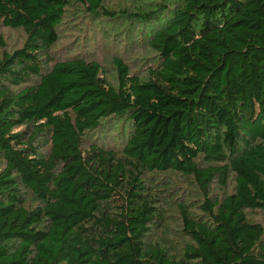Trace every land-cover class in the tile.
Instances as JSON below:
<instances>
[{"label": "trees", "instance_id": "obj_1", "mask_svg": "<svg viewBox=\"0 0 264 264\" xmlns=\"http://www.w3.org/2000/svg\"><path fill=\"white\" fill-rule=\"evenodd\" d=\"M105 1L0 0L1 24L26 37L0 56V264H264V227L246 215L264 212V0ZM73 7L137 23L157 61L141 77L114 58L116 86L97 62H55ZM116 122L132 128L124 144L93 141ZM167 174L200 198L177 203L180 255L148 239Z\"/></svg>", "mask_w": 264, "mask_h": 264}, {"label": "rangeland", "instance_id": "obj_2", "mask_svg": "<svg viewBox=\"0 0 264 264\" xmlns=\"http://www.w3.org/2000/svg\"><path fill=\"white\" fill-rule=\"evenodd\" d=\"M181 0H106L105 7L109 11L134 13L140 10L156 9L157 3L175 5ZM84 10L75 7L70 8L67 17L61 27V38L58 45L52 51L55 62L65 61L73 58H82L86 61L97 62L104 71L108 82L116 86V71L113 66L114 58L122 59L131 70L138 76L144 77L147 69L157 61V56L139 40L138 32L134 33L137 23L131 27L119 28L118 23H113L105 17H91ZM25 34L21 30H13L4 27L0 22V56L5 52H11L21 48L25 41ZM112 132H100L95 135V142L117 149L124 144L127 136L131 134L132 128L129 123L116 122ZM94 138V137H93ZM4 163L0 162V171ZM169 186L166 191H159L161 199L159 207L163 211L164 225L153 228L148 239L151 242L169 247L170 252L175 255L182 253L183 245L189 240L182 233L180 215L177 208L178 202L199 201L198 192L195 187L183 178L167 174L157 176ZM157 186V185H155ZM235 182L231 179L226 190L218 184L212 187V196L221 199L226 193H232ZM158 186V189H162ZM170 191H173L171 194ZM180 198V199H179ZM36 202L31 194L25 197V206L32 209ZM247 218L251 223H257L264 227L263 211H247Z\"/></svg>", "mask_w": 264, "mask_h": 264}]
</instances>
